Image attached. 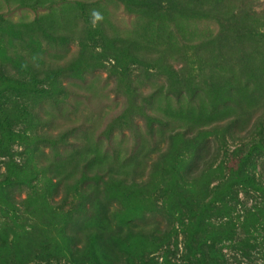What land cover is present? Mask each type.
<instances>
[{"label":"rangeland","instance_id":"374dc122","mask_svg":"<svg viewBox=\"0 0 264 264\" xmlns=\"http://www.w3.org/2000/svg\"><path fill=\"white\" fill-rule=\"evenodd\" d=\"M261 121L264 0H0V264H264Z\"/></svg>","mask_w":264,"mask_h":264},{"label":"trees","instance_id":"16d2710c","mask_svg":"<svg viewBox=\"0 0 264 264\" xmlns=\"http://www.w3.org/2000/svg\"><path fill=\"white\" fill-rule=\"evenodd\" d=\"M264 125V121H261L260 125L259 126H262ZM258 126V127H259ZM230 131V130H229ZM231 132V131H230ZM257 136H254L250 141L249 143L247 144V150L248 151H252L254 154L258 152V150L261 148L262 150H264V131L259 128L257 129ZM64 144L68 143L67 141L65 142H62ZM232 180L235 181L236 183H240L241 185L243 186H246V187H249V185H251V187H255L253 190H255L261 197L260 198H264V186L262 187V185H258L256 184V180L254 179L253 176H249L246 171H241V170H237L235 169V172H233V175L231 176ZM225 190H223V188L221 187H217L214 189V192L216 195L218 196H225ZM264 201V199H263ZM261 208V207H257L256 208V212L257 210ZM255 209V208H254ZM254 211V212H255ZM200 212H202L200 210ZM250 214V213H249ZM225 220V218H219L218 220L215 221V224L211 227L210 225H208L209 228L213 229V232L214 234L213 235H216L214 237V240L212 243H210V245H203L204 246V249L208 248V249H213V245L215 242H217V239L219 238H222L224 236H226L227 232H222L223 230H229L231 227H230V224L229 223H225L223 222ZM210 235V234H209ZM218 246V244H217ZM206 252V250H205ZM108 262L109 264H115L114 261L112 260H105L103 261V263H106ZM222 262V264H224V260L222 259V256H220L218 259H217V264H220ZM96 264H97V259H96ZM225 264H227V262L225 261Z\"/></svg>","mask_w":264,"mask_h":264}]
</instances>
